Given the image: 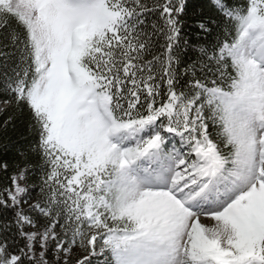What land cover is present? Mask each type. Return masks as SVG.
Masks as SVG:
<instances>
[{
  "label": "snow or ice",
  "instance_id": "1",
  "mask_svg": "<svg viewBox=\"0 0 264 264\" xmlns=\"http://www.w3.org/2000/svg\"><path fill=\"white\" fill-rule=\"evenodd\" d=\"M0 264H264V0H0Z\"/></svg>",
  "mask_w": 264,
  "mask_h": 264
}]
</instances>
